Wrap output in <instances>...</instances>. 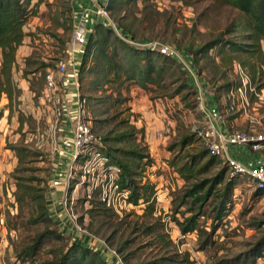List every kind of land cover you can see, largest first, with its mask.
<instances>
[{"label": "rangeland", "instance_id": "1", "mask_svg": "<svg viewBox=\"0 0 264 264\" xmlns=\"http://www.w3.org/2000/svg\"><path fill=\"white\" fill-rule=\"evenodd\" d=\"M110 15V19L135 36V42H141L138 48L152 44L157 51L161 45L185 54L188 60L193 58L191 52L219 36L240 42V36L245 35L241 28L228 33L239 22V12L212 0L138 1L135 5H120ZM72 19L71 0H45L37 8L36 15L25 23L26 36L17 50L13 69V80L19 87L20 96L13 101L11 111L7 98H0V264H44L53 260L58 248L73 241L97 250L107 264H154L160 258L167 259L163 264H212L217 260L242 257L264 237V196L253 197L255 192L251 180L245 179L236 185L230 197L231 209L212 236L214 245L205 251H200L196 233L182 236L172 222L174 207L179 205L185 185L170 162L181 166L188 161L187 155L203 149L196 134L204 126V116L199 108L200 80L203 79L208 90L220 100L228 95L221 89L223 84L238 79L231 66L224 76L221 74L223 70L216 50L196 62L195 69H200L201 77L196 73L193 76L181 75L176 63L167 62L166 83H172L174 75L188 78L196 95L184 91L174 98L153 99L154 93H146L135 83L101 85L94 82V74L87 72L91 62L86 64L82 76L77 75L80 95L87 102L96 136L101 140L106 135L112 138L127 132L131 135L128 145L148 154L152 160L150 166L143 165L144 162L140 164L136 176L141 184L149 182L153 186L152 214H144V205H141L118 216L101 206L95 196L87 200L84 188L77 186L79 174H73L74 179L63 192L58 193L51 188L61 134L53 128L52 108L43 98L47 70L44 71L40 64L50 63L56 68L67 62ZM262 81L257 75L251 84L257 88ZM176 86L172 85L168 93H173ZM151 88L155 90L154 86ZM258 91L260 97L251 98L247 113L263 116L264 88ZM118 93L121 98H126V102H115ZM141 96L152 102V107L154 102L158 103V108L154 109V106L153 109L159 116L148 118L143 113L132 111V102ZM186 103L190 107H186ZM225 113L229 118L244 114L240 108L234 114L228 113L227 107ZM185 135H194L193 143L179 150L178 142ZM111 145L122 147L126 143ZM14 148L24 149L25 163L19 173H16L18 159ZM221 167L219 165L200 177H210ZM67 168L64 166L62 171L66 172ZM31 178H39V181ZM18 182L45 190L51 225L45 226L46 223L41 221L32 223L31 216H37L32 205L20 206L15 201ZM64 193L68 200L71 198V210L76 217L74 223L68 219L62 206L63 200L60 199ZM59 194L62 196H57ZM187 208L184 205L180 210ZM203 212L204 217L199 219L200 228L209 232L212 224L218 223L213 221L214 213L208 205ZM176 217L182 220L181 216ZM46 228L56 230L65 240L46 243L32 262L23 263L18 254ZM146 228H153L154 233L147 234ZM245 264H264V257Z\"/></svg>", "mask_w": 264, "mask_h": 264}, {"label": "trees", "instance_id": "2", "mask_svg": "<svg viewBox=\"0 0 264 264\" xmlns=\"http://www.w3.org/2000/svg\"><path fill=\"white\" fill-rule=\"evenodd\" d=\"M45 0H0V98L5 96L8 100V106L11 111V105L20 96L18 85L13 80V69L16 65V55L18 48L26 36L24 26L27 19L36 15L37 8ZM138 1L151 0H109L107 9L115 12L120 5L136 4ZM214 2L229 6L239 12V22L234 24V28L228 33H235L242 30L245 35L240 36L241 41L237 42L223 37L215 38L192 53L193 67L200 57H206L209 52L216 50L215 54L219 57L220 67L224 76L228 67H233L235 63L242 66L250 75L251 81L256 76L263 79L262 84L257 88H264V0H212ZM73 27V19L71 20ZM122 36L135 41V36L124 29L121 24H117ZM186 59L187 56L183 54ZM91 62L87 72L95 75L94 82L101 85H107L111 82H129L135 83L146 93H154L153 99L168 96L174 98L181 95L184 91L196 95L195 88L191 85L188 78L175 76L172 83H166V77L169 72L167 62L177 65L181 75H188L184 67L178 60L172 57L164 56L158 51L150 48H138L126 43L118 37L111 29L105 27L102 23H95L93 31L88 36L81 58L78 76H82L86 70V64ZM41 68L55 69L52 64H40ZM183 72V73H182ZM195 73L201 77L200 69ZM93 82V83H94ZM79 82H77L78 84ZM237 82L230 81L223 84L221 89L227 94L237 87ZM177 85L173 93H168L172 85ZM151 86L155 87L152 90ZM79 87V84H78ZM79 95H80V88ZM160 90V91H159ZM159 91V92H157ZM113 95V94H112ZM186 94L182 97L184 98ZM80 97H82L80 95ZM111 97V96H110ZM115 102L124 103L126 98H121V94L116 95ZM83 98V97H82ZM186 107H190L186 103ZM88 108V106H87ZM96 121V120H95ZM98 123V121L96 122ZM134 129V128H133ZM131 135L129 133H120L110 138L104 136L101 138V151L110 158L112 165L120 169L119 184L122 189L130 191V201L136 207L144 205L142 211L144 214H152L154 211V200H151L153 186L149 182L140 183L137 179V168L143 165L150 166L152 160L148 154H143L140 150L131 148L128 144ZM194 135H185L178 142L179 150H184L193 143ZM113 144L126 143V146L115 147ZM108 145V146H107ZM18 159V168L16 173L21 171L25 163L23 148H14ZM188 161L181 166L170 162V166L176 169V173L184 182V190L179 205L174 207L172 222L176 225L182 236L196 233L199 240L200 251L213 246L212 236L216 232L219 223L228 215L231 206V198L238 182L242 181L238 177H230L228 167L223 162L207 153L204 148L195 153L187 155ZM221 165L218 171L207 178H201V175ZM32 181H39V178H31ZM253 197L258 199L264 196V191H254ZM45 190H37L35 186L16 183L15 201L20 205H32L35 210V216H31L32 223L38 221L46 223L45 226L52 224L48 214V206L45 201ZM100 204V203H99ZM101 205V204H100ZM188 206L181 211V207ZM214 213L213 221L218 224H212L209 232L200 228L199 219L204 217L203 210L206 206ZM102 206V205H101ZM106 209V208H105ZM111 211L109 209H106ZM112 212V211H111ZM176 216H181L182 220ZM146 233H154L153 228H146ZM65 238L50 228L39 232L31 239L25 248L18 254V259L23 263L32 262L34 258L43 250L46 243L51 241L60 242ZM162 242V238H160ZM186 255V254H185ZM187 257V256H185ZM264 257V237L259 239L242 257H235L229 260H217L212 264H245L255 262ZM166 258H160L154 264H163ZM169 261V260H168ZM44 264H107L101 255L93 248L88 247L81 242H69L68 245L58 248L53 260Z\"/></svg>", "mask_w": 264, "mask_h": 264}, {"label": "built area", "instance_id": "3", "mask_svg": "<svg viewBox=\"0 0 264 264\" xmlns=\"http://www.w3.org/2000/svg\"><path fill=\"white\" fill-rule=\"evenodd\" d=\"M108 3L109 0H101L93 12L100 20L99 22H102L105 27L111 29L126 43L139 47L141 42L131 41L122 36L120 27L110 19V11L107 9ZM91 13V11L84 10L74 17L70 49L77 48L84 51L88 36L93 31V27L90 26L93 23L89 20ZM159 47L157 50L159 53L175 58L182 64L188 76L194 75L192 60L186 59L177 50L161 45ZM147 48L154 50L155 45L148 44ZM233 70L238 77L236 80L237 87L225 98L227 112L234 114L240 108L246 117V126L244 128H231L227 133H223L214 124L217 117L209 114L205 109L206 123L201 129H198L196 134L207 153L219 158L228 167L230 177L236 176L240 180H251V187L254 191H264V115L258 116L247 113L251 106V98H259L260 94L256 86L251 84V79L245 72L246 70H243L238 63L234 64ZM67 71L68 58L67 62L59 64L55 69H47L45 74L43 98L52 108L53 128L61 134L58 154L62 153L68 160L67 171H55L50 186L56 191L63 192L69 182L74 179L73 174H79L77 186L81 185L84 188L86 199L91 200L95 196L96 201L104 208L120 216L122 213L138 207L130 201V191L122 189L119 184L120 169L112 165L110 158L101 151L102 142L94 133L87 102L80 95L77 96L76 101L77 117L72 121L73 126H71L68 134L63 135L64 100L57 77L66 75ZM200 108H203L202 105ZM229 147H249L252 153L259 156V161L256 164L246 165L231 157ZM50 196L53 198V194ZM60 200H63L61 203L68 219L74 223L76 217L71 210V198L68 200L64 193ZM75 227L77 228V226Z\"/></svg>", "mask_w": 264, "mask_h": 264}, {"label": "crops", "instance_id": "4", "mask_svg": "<svg viewBox=\"0 0 264 264\" xmlns=\"http://www.w3.org/2000/svg\"><path fill=\"white\" fill-rule=\"evenodd\" d=\"M101 0H71V10L73 14V19L82 11H91L92 13L89 16V20L95 25L100 20H98L97 16L93 13L97 9L98 3ZM102 23V22H99ZM91 24L90 26L93 27ZM68 71L64 76H58L57 82L59 88L62 90L63 96V105H64V120L62 121L63 127L62 130L64 131L63 135H67L69 130H71V126H73L72 121L77 117V108H76V101L77 96L79 95L78 85H77V71L80 66L81 58L83 55V50L77 48H69L68 52ZM194 68V67H193ZM195 71V69H194ZM193 71V74L195 73ZM191 76V75H190ZM193 76V75H192ZM201 86H198L199 89V102L202 105L201 113L204 116V110L208 111L209 114L214 115L217 117V120L214 122L215 126L222 131L223 133H227L231 128H240L246 126V120L244 115L235 118H229L226 112V99L225 97H221L220 100H217L209 90L206 82L204 83L203 79L200 80ZM201 88V89H200ZM140 102V103H139ZM152 102L145 101V97L141 96L140 99L137 101L135 99L132 102V111L137 112L139 114H144L148 118H155L159 116L158 113H154V109L158 108V103L154 102L155 108L152 107ZM151 109H148L150 108ZM204 123H206L204 117ZM71 151V150H69ZM229 152L231 157L243 162L246 165L256 164L259 161V156L252 153L249 147H241V148H232L229 147ZM58 162H56V172L62 171L64 166L67 165L68 160L63 156L61 153L58 155L57 158ZM57 164H59L57 166ZM61 193L60 191H56ZM61 194L57 195L60 196ZM62 196V195H61ZM54 206V205H53ZM55 207V206H54ZM97 251V250H96Z\"/></svg>", "mask_w": 264, "mask_h": 264}]
</instances>
